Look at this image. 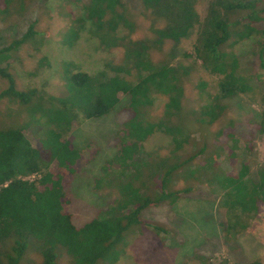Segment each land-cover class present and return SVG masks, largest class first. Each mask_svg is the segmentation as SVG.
I'll return each mask as SVG.
<instances>
[{"label": "trees", "instance_id": "1", "mask_svg": "<svg viewBox=\"0 0 264 264\" xmlns=\"http://www.w3.org/2000/svg\"><path fill=\"white\" fill-rule=\"evenodd\" d=\"M17 2L23 5L24 0H3L0 13L8 14ZM205 2L201 17L198 7ZM140 5L150 23L149 35L142 39L135 36L136 17L125 0H90L83 14L72 19L64 45L73 46L89 22L98 48L119 52L120 58L92 75L62 63L64 88L57 96L34 88L18 90L8 72L10 54L32 39V27L0 49V79L6 84L0 99L18 105L24 115L17 123L0 119V264H117L133 236H169L164 227L144 222L141 215L175 204L195 190L194 184L219 196L227 242L246 231L264 205V168L254 179L247 163L235 174L218 164L222 157L234 164L237 156L232 121L215 133L210 145L203 137L192 139L188 130V125L201 129L220 123L230 101L252 93L251 80L241 75L233 49L259 37L263 61L264 29L255 25L262 20L264 0H140ZM192 36L193 55L182 47ZM197 64L216 78L217 92L206 93V84L200 83L196 90L201 103L187 115L185 86ZM121 97L128 101V119L116 154L101 167L93 188L113 199L77 227L68 210V190L78 175L81 154L67 136L81 120L113 113ZM153 97L166 101L156 121L147 118ZM256 122L264 134V114ZM29 131L33 143L26 136ZM155 134L169 143L148 151L145 144ZM31 176L36 178L23 180ZM170 246L178 244L172 241ZM30 255L38 260L27 262Z\"/></svg>", "mask_w": 264, "mask_h": 264}, {"label": "rangeland", "instance_id": "2", "mask_svg": "<svg viewBox=\"0 0 264 264\" xmlns=\"http://www.w3.org/2000/svg\"><path fill=\"white\" fill-rule=\"evenodd\" d=\"M89 1L24 0L23 5L15 3L8 14L0 13V49L21 39L30 27L34 34L32 39L12 52L8 60V72L13 76L18 90L34 88L57 96L64 88L60 75L62 63H72L77 71L92 75L103 69L106 63L119 60V52L108 53L98 48L92 40L89 22L73 46L63 44L72 19L83 14L82 9ZM125 3L136 17V38L148 37L150 23L143 19L140 0H125ZM4 8L3 0H0V11ZM205 10L206 2L198 7L201 17ZM261 18V22L255 25L258 30L264 29V14ZM194 39L195 36H192L182 45L191 55ZM259 51V37L241 42L233 49L241 75L251 80L252 93L230 101L226 116L213 127L200 129L196 125H188L192 139L197 137L196 141H199L203 137L210 145L215 133L226 130L228 122L232 121L238 136L237 156L234 164L224 157L218 160V164L227 174H235L241 164L247 163L254 179L259 169L264 168V134L255 128L260 114H264V56L261 62ZM215 80L197 64L185 86V114L188 115L201 103L196 90L200 83L206 84V93L216 94ZM5 89V82L0 79V93ZM127 103V99L121 97L113 113L98 120H81L73 125L67 136L81 154L77 163L78 175L68 190V210L77 227L92 220L113 199L107 193H95L93 188L101 167L118 150L122 124L128 119ZM165 103L163 98L153 97L147 118L158 120ZM23 117L18 105L0 99V119L5 123L21 122ZM26 136L32 142L33 134L30 131ZM168 143L166 137L155 134L145 144V149H163ZM192 143L196 145L198 142ZM194 186L196 188L191 194L182 196L175 204H163L142 213L144 222L164 227L169 236L157 237L149 233L133 236L129 239L126 254L117 264H249L254 261L264 264V205L246 231L227 242L223 239L221 226L225 220L219 208V196L206 187ZM172 241L178 244L176 248L170 246ZM37 260L33 255L27 257L29 263ZM60 264L66 262L61 260Z\"/></svg>", "mask_w": 264, "mask_h": 264}, {"label": "built area", "instance_id": "3", "mask_svg": "<svg viewBox=\"0 0 264 264\" xmlns=\"http://www.w3.org/2000/svg\"><path fill=\"white\" fill-rule=\"evenodd\" d=\"M35 178H36V177L31 176V177L25 178V179H23V180H24V181H28V182H30V181H33Z\"/></svg>", "mask_w": 264, "mask_h": 264}]
</instances>
